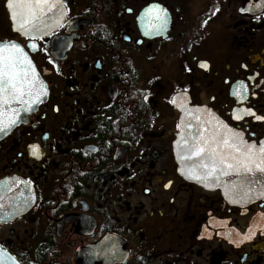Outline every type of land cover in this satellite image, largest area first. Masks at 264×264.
I'll use <instances>...</instances> for the list:
<instances>
[{
    "label": "flooded vegetation",
    "instance_id": "flooded-vegetation-1",
    "mask_svg": "<svg viewBox=\"0 0 264 264\" xmlns=\"http://www.w3.org/2000/svg\"><path fill=\"white\" fill-rule=\"evenodd\" d=\"M50 2L25 34L0 0L47 89L1 131L0 264H264V198L188 180L175 142L187 106L264 140V0Z\"/></svg>",
    "mask_w": 264,
    "mask_h": 264
},
{
    "label": "snow or ice",
    "instance_id": "snow-or-ice-1",
    "mask_svg": "<svg viewBox=\"0 0 264 264\" xmlns=\"http://www.w3.org/2000/svg\"><path fill=\"white\" fill-rule=\"evenodd\" d=\"M7 7L11 10L10 18L14 22L13 27L18 28L25 34L38 33L42 27V18L46 10L57 7L56 3L50 0H7ZM156 12L155 23L151 27L162 26L166 23L164 9L156 5L149 7L148 12ZM62 15V13H61ZM35 48V44H31ZM201 67H207L206 62H201ZM241 91L236 93L238 98H243L247 94V88L243 81L238 82ZM47 95V89L42 80L39 79L38 73L29 59L24 49L12 41L0 42V117H7L8 111L11 110L13 116H19V112L11 106L16 103L20 110L27 112L32 105L40 102L41 97ZM173 103H176L174 98ZM246 114H253L251 109L240 110ZM240 119V116H236ZM199 119V117H197ZM255 119L264 120V117L256 115ZM17 121L9 117L7 123L0 126V131L11 127ZM178 128L181 125H177ZM188 127H191L189 124ZM184 144V153L187 159L198 157L202 163V175H192L189 169V178L196 179L205 183L209 177H216L217 172L226 175L229 172L236 173L242 177L243 181L249 185L244 191L246 184H233L232 194L241 196V199H250L248 193L253 189L250 185L260 183L255 177L259 175L264 179V140L259 142H248L243 139V133L234 131L227 125H223V131H213L210 135L205 136L201 130L199 135L192 136L190 139H182ZM38 145H29L30 152L37 156ZM170 183V182H169ZM206 186H211L206 184ZM165 187H168L166 184ZM227 194V189H226ZM261 196H264V189H261ZM233 203H239L241 200H232ZM250 238L248 235L244 239Z\"/></svg>",
    "mask_w": 264,
    "mask_h": 264
},
{
    "label": "water",
    "instance_id": "water-1",
    "mask_svg": "<svg viewBox=\"0 0 264 264\" xmlns=\"http://www.w3.org/2000/svg\"><path fill=\"white\" fill-rule=\"evenodd\" d=\"M36 105L37 103L32 105V107L27 112H24L20 110V106L18 104L14 103L11 107L19 112V116H13L11 110H9L7 117H0V126L6 124L7 119L9 117L15 119L16 121H19L26 113L32 111L36 107ZM0 111L3 110L0 109ZM197 117H199V119H197ZM189 124L191 125V127H188ZM179 125H181V127L179 128L177 139L175 141L176 155H177V162L179 165V171L182 173L184 177H186L190 181L198 182L205 186L206 184H210L211 186L208 187L214 189H220L223 192V194H225L227 197L236 200L239 199L241 201L250 202L256 199L264 198V196H261L259 194L261 189H264V179H261L259 175H257L255 178L260 180V183H255L250 185V187H252L253 189L252 193H248V195L251 197L250 199H241V196L232 194L233 189L231 186L234 183L239 185L240 183L244 182L246 184V182L243 181V178L238 177L236 173L229 172L226 175H221L219 174V172H217L216 177H209L205 183H201L196 179L189 178V169L192 170L191 172L192 175L203 174V169L200 167L202 161L198 157H191V159L183 158L185 157V153H184V144L182 143V139H190L192 136H197L199 135L201 130L204 131L205 136L210 135L211 133L209 132L211 130L222 132L223 124L217 122L215 118H213L210 114L206 113L205 109L201 107L199 108V107L187 106L186 109L182 110V118ZM0 135H1V131H0ZM248 186L249 185L246 184L244 191H246V188ZM226 189H227V194H226ZM0 195H1V186H0Z\"/></svg>",
    "mask_w": 264,
    "mask_h": 264
}]
</instances>
